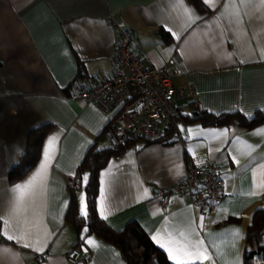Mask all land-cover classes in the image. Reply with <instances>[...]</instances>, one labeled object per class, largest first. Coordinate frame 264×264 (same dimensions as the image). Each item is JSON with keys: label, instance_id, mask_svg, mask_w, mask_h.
<instances>
[{"label": "crops", "instance_id": "1", "mask_svg": "<svg viewBox=\"0 0 264 264\" xmlns=\"http://www.w3.org/2000/svg\"><path fill=\"white\" fill-rule=\"evenodd\" d=\"M201 1L207 13L186 0H0V264H68L64 256L76 244L82 246L76 264H126L115 246L84 228L77 234L64 221L68 187L76 189L80 208L87 174L77 175L80 162L95 140L98 149L106 147L99 136L120 112V105L103 113L66 96L72 82L75 92L112 77L111 17L130 29L132 50L146 66L168 64L175 86L193 87L188 101L202 110L247 118L264 110V0ZM47 123L53 128L36 165L10 182L27 132ZM208 164L222 180L212 212L199 213L188 193L158 205L156 189H170L187 168ZM262 182L264 122L250 129L178 122L172 143L140 140L108 160L98 176L96 210L114 230L136 221L171 264L154 235L181 244L202 240L209 256L202 264H242L245 228L264 208Z\"/></svg>", "mask_w": 264, "mask_h": 264}, {"label": "built area", "instance_id": "2", "mask_svg": "<svg viewBox=\"0 0 264 264\" xmlns=\"http://www.w3.org/2000/svg\"><path fill=\"white\" fill-rule=\"evenodd\" d=\"M115 34V48L112 57L113 75L94 87L72 92V100L92 103L103 113L120 105V112L102 130L107 147L132 140L155 141L162 137V123L178 113H185L196 105L188 100L194 95L189 84L175 86L173 71L168 64L146 66L132 50V33L122 22L111 17ZM77 181H71L75 187ZM222 180L214 164L205 167H189L170 189H156L154 196L160 207L168 204L171 196L188 193L192 205L201 214L212 212L222 196ZM1 240V235H0ZM65 261L76 264L82 259L80 249L66 252Z\"/></svg>", "mask_w": 264, "mask_h": 264}, {"label": "trees", "instance_id": "3", "mask_svg": "<svg viewBox=\"0 0 264 264\" xmlns=\"http://www.w3.org/2000/svg\"><path fill=\"white\" fill-rule=\"evenodd\" d=\"M192 4L197 11L207 13L208 9L201 0H186ZM159 36L165 43L170 38L162 29L158 30ZM78 75L80 73L78 72ZM73 84V82H72ZM71 84V85H72ZM71 85L66 93L70 96ZM188 104H191L188 103ZM178 122H198L203 126H229L235 125L240 129H250L264 122V110L256 111L249 118L238 111L212 114L194 105L191 110L185 113L174 114L166 119L163 128V135L155 141L145 143L169 144L176 136V124ZM53 128V124H42L30 129L26 134V146L19 163L9 172V179L15 181L24 177L37 163L44 138ZM99 137H102V133ZM139 139L118 144L116 147H104L98 149L96 140L87 149L82 161L79 164L77 175L86 172L88 180L84 185L87 217H82L78 211L74 188H69V203L64 216L68 223L78 234L87 227L86 234H93L107 243L115 246L126 264H171L164 252L157 248L140 225L134 221H128L120 230L112 229L96 210V196L98 193L99 172L105 167L112 156L120 155L125 149L132 146ZM242 264H264V208H257L253 211L251 220L246 226L243 237ZM75 248L82 246L76 244Z\"/></svg>", "mask_w": 264, "mask_h": 264}, {"label": "snow or ice", "instance_id": "4", "mask_svg": "<svg viewBox=\"0 0 264 264\" xmlns=\"http://www.w3.org/2000/svg\"><path fill=\"white\" fill-rule=\"evenodd\" d=\"M207 2V0H206ZM262 58H264V51L261 52ZM223 134V133H222ZM53 138H49L47 145L45 146V157L48 155V147L51 145ZM238 163V161H237ZM43 167V165H41ZM103 175V174H102ZM83 180L86 183L88 180V175L85 174L83 176ZM17 189H21L22 187H27V184L24 186L17 185ZM257 187H264V182L257 185ZM103 191V189L101 190ZM85 195L81 194L80 197V208L79 212L82 217H87L88 212L86 211V203H85ZM101 215H103V207H101ZM203 217H201V221ZM87 227L84 228V232H87ZM238 234L239 230H232ZM184 234L181 233V236ZM198 235V233H197ZM9 240L14 239L12 236L7 237ZM152 239L161 247L164 248L168 254V258L171 261H174V264H195V261H201V264L204 260H208L209 256L206 255V249L204 248V242L202 240H197L195 242H186L181 244L179 241L173 240L171 237L168 241H161L157 235H154ZM90 245H94L95 242L91 239L86 241ZM27 246V245H25ZM39 250V249H37Z\"/></svg>", "mask_w": 264, "mask_h": 264}, {"label": "rangeland", "instance_id": "5", "mask_svg": "<svg viewBox=\"0 0 264 264\" xmlns=\"http://www.w3.org/2000/svg\"><path fill=\"white\" fill-rule=\"evenodd\" d=\"M81 194H84V193H83V188H81V189L78 191V196H81Z\"/></svg>", "mask_w": 264, "mask_h": 264}]
</instances>
